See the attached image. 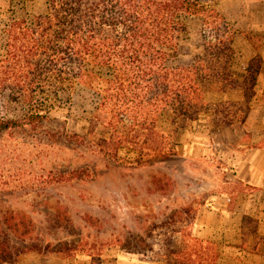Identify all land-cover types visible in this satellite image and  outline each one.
<instances>
[{
    "label": "trees",
    "instance_id": "1",
    "mask_svg": "<svg viewBox=\"0 0 264 264\" xmlns=\"http://www.w3.org/2000/svg\"><path fill=\"white\" fill-rule=\"evenodd\" d=\"M238 34L230 18L202 0H45L36 14L28 0H7L0 133L60 122L57 113L72 107L80 86L97 99L88 135L102 126L103 150L117 153L124 145L142 157L169 158L179 130L202 117L226 125L252 97L261 60L236 69ZM8 229L18 238L28 233ZM11 249L0 236L4 260ZM187 249L168 247L162 258L191 264Z\"/></svg>",
    "mask_w": 264,
    "mask_h": 264
},
{
    "label": "rangeland",
    "instance_id": "2",
    "mask_svg": "<svg viewBox=\"0 0 264 264\" xmlns=\"http://www.w3.org/2000/svg\"><path fill=\"white\" fill-rule=\"evenodd\" d=\"M202 1L240 30L235 40L238 71L248 59H264V0ZM6 2L0 0L1 18ZM44 6L45 0H28L33 14ZM191 28L194 40L197 27ZM96 102L79 86L72 107L57 113L60 122L0 133V236L7 237L13 253L8 260L0 255V264H15L29 251L84 252L97 259L120 250L163 257L185 230V209L201 199L205 187L225 181L220 167L194 159L190 144L214 129L208 122L175 133L171 145L176 152L169 158L142 157L124 145L117 153L106 152L107 144L99 138L102 126L88 135ZM243 111L231 114L232 124H240ZM9 225L28 233L18 238Z\"/></svg>",
    "mask_w": 264,
    "mask_h": 264
},
{
    "label": "crops",
    "instance_id": "3",
    "mask_svg": "<svg viewBox=\"0 0 264 264\" xmlns=\"http://www.w3.org/2000/svg\"><path fill=\"white\" fill-rule=\"evenodd\" d=\"M240 33V30H239ZM252 59H248L247 66ZM253 95L244 101L239 125L232 122L195 136L194 159L225 171L220 187H205L194 201L190 218L184 212L177 234L179 246L193 252L191 264H264V59ZM231 199V201H228ZM187 216V217H186ZM182 223V221H181ZM9 264V263H2ZM15 264H167L162 257L110 251L100 258L84 252L29 251Z\"/></svg>",
    "mask_w": 264,
    "mask_h": 264
},
{
    "label": "built area",
    "instance_id": "4",
    "mask_svg": "<svg viewBox=\"0 0 264 264\" xmlns=\"http://www.w3.org/2000/svg\"><path fill=\"white\" fill-rule=\"evenodd\" d=\"M228 201H231V199H228Z\"/></svg>",
    "mask_w": 264,
    "mask_h": 264
}]
</instances>
